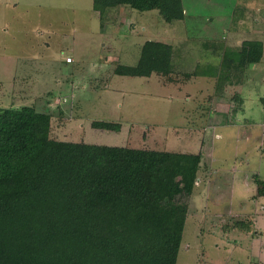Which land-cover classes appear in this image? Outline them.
Masks as SVG:
<instances>
[{"label": "rangeland", "instance_id": "rangeland-1", "mask_svg": "<svg viewBox=\"0 0 264 264\" xmlns=\"http://www.w3.org/2000/svg\"><path fill=\"white\" fill-rule=\"evenodd\" d=\"M183 5L186 18L169 22L158 10L97 11L93 0H0V108L49 112L57 141L200 154L176 264H264L254 182L264 181V57L241 109L210 44L226 29L262 32L264 42V0ZM147 41L173 46L174 82L114 73L135 66ZM236 222L252 229L233 230Z\"/></svg>", "mask_w": 264, "mask_h": 264}, {"label": "trees", "instance_id": "trees-1", "mask_svg": "<svg viewBox=\"0 0 264 264\" xmlns=\"http://www.w3.org/2000/svg\"><path fill=\"white\" fill-rule=\"evenodd\" d=\"M93 5L158 10L169 22L187 16L183 0ZM210 44L218 60L213 69L238 83L264 57L260 40ZM173 54V46L147 41L135 66L118 65L114 73L174 82ZM232 99L243 103L238 94ZM260 103L264 112V96ZM51 123L49 112L34 107L0 108V264H176L202 156L57 141ZM254 182L264 196V181ZM231 228L251 227L236 222Z\"/></svg>", "mask_w": 264, "mask_h": 264}, {"label": "crops", "instance_id": "crops-1", "mask_svg": "<svg viewBox=\"0 0 264 264\" xmlns=\"http://www.w3.org/2000/svg\"><path fill=\"white\" fill-rule=\"evenodd\" d=\"M115 14H117V13H115ZM186 14H187V12H186ZM127 22L130 23V21H127ZM123 23H121V24H123ZM244 31H245L244 29H226L225 33H224L225 35H222L221 39H222V41L226 42V45L232 46V47L237 46L238 45L237 43L240 42L239 37L245 36V35H247V36L249 35L250 36V38L248 40H260V41H262L260 39V33H262V32L254 30L252 33L249 32L250 34H248V31H246V33ZM117 32H120V31H117ZM215 39L218 41V36L215 35ZM234 40H236V41H234ZM72 59H73L72 63H74L75 60H74V58H72ZM117 62H120V60H118ZM215 62L217 64L218 60L215 61ZM72 63H67V64H72ZM256 68H257V66L251 67L250 70H252V71L249 70L246 73V75L244 76L243 81L241 83H238V81L234 78L235 76L230 74V72L222 71L220 73V75L222 77V84H225L223 86H229L232 89V95L230 96L231 98L234 97L235 94H238L241 97V100L244 101L243 100V98H244L243 97V91L245 90V87L248 88V89H251V91H253L252 86H253V84L255 82L254 76L257 73L255 71ZM230 97L228 98V100L230 99ZM261 98H260V100H261ZM244 105H243V103L242 104H238V106L241 109L242 108L244 109Z\"/></svg>", "mask_w": 264, "mask_h": 264}, {"label": "built area", "instance_id": "built-area-1", "mask_svg": "<svg viewBox=\"0 0 264 264\" xmlns=\"http://www.w3.org/2000/svg\"><path fill=\"white\" fill-rule=\"evenodd\" d=\"M66 62L67 63H72L73 62V59L71 57H68V58H66Z\"/></svg>", "mask_w": 264, "mask_h": 264}]
</instances>
